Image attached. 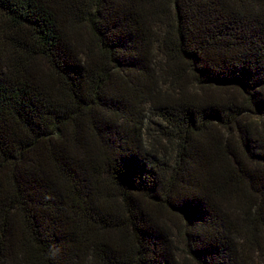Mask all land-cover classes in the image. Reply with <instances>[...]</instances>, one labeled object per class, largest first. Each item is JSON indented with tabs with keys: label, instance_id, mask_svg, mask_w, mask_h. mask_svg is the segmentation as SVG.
I'll return each mask as SVG.
<instances>
[{
	"label": "trees",
	"instance_id": "1",
	"mask_svg": "<svg viewBox=\"0 0 264 264\" xmlns=\"http://www.w3.org/2000/svg\"><path fill=\"white\" fill-rule=\"evenodd\" d=\"M171 216L264 264V0H0V264H181Z\"/></svg>",
	"mask_w": 264,
	"mask_h": 264
},
{
	"label": "rangeland",
	"instance_id": "2",
	"mask_svg": "<svg viewBox=\"0 0 264 264\" xmlns=\"http://www.w3.org/2000/svg\"><path fill=\"white\" fill-rule=\"evenodd\" d=\"M164 79H161L160 86L162 85L164 89H166L165 85H167V82H165ZM147 111V117L148 120L146 122V143L149 149H152L153 152H156V154L165 153V154H174L175 152V144H170L169 142H166L162 140V138H159V131H162V129L158 125L166 126L160 118L156 116L155 111L150 110V107H146ZM162 144L159 146V142ZM172 231L174 235L176 236V243L178 247V259L181 264H193L189 258L187 257V254L185 252V245L182 240V236L184 233V225L183 222L177 218L171 216L170 218ZM258 261V260H257Z\"/></svg>",
	"mask_w": 264,
	"mask_h": 264
}]
</instances>
